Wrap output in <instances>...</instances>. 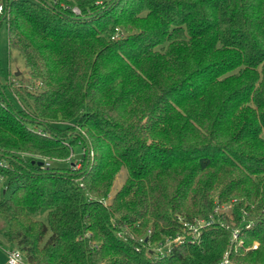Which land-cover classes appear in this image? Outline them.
<instances>
[{
  "label": "trees",
  "instance_id": "trees-1",
  "mask_svg": "<svg viewBox=\"0 0 264 264\" xmlns=\"http://www.w3.org/2000/svg\"><path fill=\"white\" fill-rule=\"evenodd\" d=\"M0 5L30 80L18 107L0 85L9 245L29 264H264V0ZM77 146L79 168L44 166ZM223 205L198 243L150 253Z\"/></svg>",
  "mask_w": 264,
  "mask_h": 264
},
{
  "label": "rangeland",
  "instance_id": "rangeland-1",
  "mask_svg": "<svg viewBox=\"0 0 264 264\" xmlns=\"http://www.w3.org/2000/svg\"><path fill=\"white\" fill-rule=\"evenodd\" d=\"M109 2L111 0H101ZM74 12L78 14V10L75 9ZM16 76V74H18ZM0 85H2L6 90V94L9 97V100L18 107L20 104L17 102L15 96L11 92V85L14 86H29L30 80L27 68L24 64L19 53L10 48L8 45V31L6 23H3L0 27ZM85 150L81 146L74 148V151L71 153L70 157L66 160L59 159H49L46 158L42 160L44 163H49L50 167L57 166H69L75 167V169L80 167V159L84 154ZM92 156V153L90 154ZM60 162V163H59ZM127 170L123 168L115 177L113 186L111 188L109 197L104 201L105 205H109L112 197L120 190L127 178ZM231 207L229 205H223L221 208H218L216 211V216L214 220L220 222V216L223 213L230 214ZM6 229L5 222L0 218V264H7V251L10 249H15L13 245H9L4 237V230ZM257 244V243H255ZM155 245L152 246L154 251Z\"/></svg>",
  "mask_w": 264,
  "mask_h": 264
},
{
  "label": "built area",
  "instance_id": "built-area-1",
  "mask_svg": "<svg viewBox=\"0 0 264 264\" xmlns=\"http://www.w3.org/2000/svg\"><path fill=\"white\" fill-rule=\"evenodd\" d=\"M3 12V6L0 5V14ZM118 30L112 37V39H115L118 37ZM2 91L0 89V102H2ZM45 167L48 168L50 167L49 163H44ZM5 164L0 163V166H4ZM0 180H2V177H0ZM179 221L183 225V233L181 235H177L175 238H167L163 242L155 245L154 251L151 250L150 253L154 254L156 257L161 258L165 257L168 255L170 252L171 248L173 246H179L185 242L195 244L199 242L200 235H201V230L203 228L209 227L212 223L215 222L213 217L209 218V221H205L204 219L196 220L193 223L185 222L181 218H179ZM239 229H233L232 231V242H237L235 245L234 250H238V248L243 244L242 241H238L239 238ZM258 245L254 244L253 249H257ZM229 253L226 252L223 260L219 264H232L231 260L229 258ZM7 264H29L24 257V254L20 252L17 249H10L7 251Z\"/></svg>",
  "mask_w": 264,
  "mask_h": 264
},
{
  "label": "water",
  "instance_id": "water-1",
  "mask_svg": "<svg viewBox=\"0 0 264 264\" xmlns=\"http://www.w3.org/2000/svg\"><path fill=\"white\" fill-rule=\"evenodd\" d=\"M19 75V73L18 74H16V76H18ZM1 89V88H0ZM1 91H2V94H4L5 95V93H4V91L1 89ZM38 165H43V162H38Z\"/></svg>",
  "mask_w": 264,
  "mask_h": 264
}]
</instances>
